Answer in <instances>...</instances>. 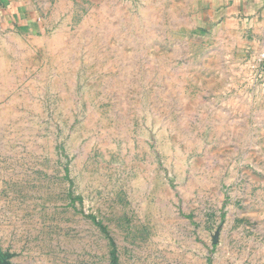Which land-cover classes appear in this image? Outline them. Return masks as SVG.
Masks as SVG:
<instances>
[{
  "label": "rangeland",
  "instance_id": "374dc122",
  "mask_svg": "<svg viewBox=\"0 0 264 264\" xmlns=\"http://www.w3.org/2000/svg\"><path fill=\"white\" fill-rule=\"evenodd\" d=\"M19 3L0 264H264V63L203 57L198 0Z\"/></svg>",
  "mask_w": 264,
  "mask_h": 264
},
{
  "label": "crops",
  "instance_id": "0c3cea01",
  "mask_svg": "<svg viewBox=\"0 0 264 264\" xmlns=\"http://www.w3.org/2000/svg\"><path fill=\"white\" fill-rule=\"evenodd\" d=\"M20 7L19 0H0V31L33 23ZM197 8L196 39L208 47L203 57L224 54L230 63L234 57L256 62L264 42V0H198ZM227 71L220 73L226 77Z\"/></svg>",
  "mask_w": 264,
  "mask_h": 264
},
{
  "label": "built area",
  "instance_id": "2783aa9c",
  "mask_svg": "<svg viewBox=\"0 0 264 264\" xmlns=\"http://www.w3.org/2000/svg\"><path fill=\"white\" fill-rule=\"evenodd\" d=\"M256 62L257 63H264V42H263L262 48H261V50L257 56Z\"/></svg>",
  "mask_w": 264,
  "mask_h": 264
},
{
  "label": "water",
  "instance_id": "95a60500",
  "mask_svg": "<svg viewBox=\"0 0 264 264\" xmlns=\"http://www.w3.org/2000/svg\"><path fill=\"white\" fill-rule=\"evenodd\" d=\"M4 264H8L7 262H5Z\"/></svg>",
  "mask_w": 264,
  "mask_h": 264
},
{
  "label": "trees",
  "instance_id": "16d2710c",
  "mask_svg": "<svg viewBox=\"0 0 264 264\" xmlns=\"http://www.w3.org/2000/svg\"><path fill=\"white\" fill-rule=\"evenodd\" d=\"M93 219H95V218H93ZM114 257H115V255H114Z\"/></svg>",
  "mask_w": 264,
  "mask_h": 264
}]
</instances>
